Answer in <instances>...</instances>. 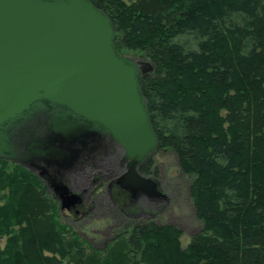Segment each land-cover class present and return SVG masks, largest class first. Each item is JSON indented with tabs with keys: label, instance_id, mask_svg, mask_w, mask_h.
I'll use <instances>...</instances> for the list:
<instances>
[{
	"label": "trees",
	"instance_id": "1",
	"mask_svg": "<svg viewBox=\"0 0 264 264\" xmlns=\"http://www.w3.org/2000/svg\"><path fill=\"white\" fill-rule=\"evenodd\" d=\"M91 1L120 53L154 66L139 83L157 151L192 179L203 228L183 246L177 226L135 221L104 251L81 247L43 181L0 159V264H264V0Z\"/></svg>",
	"mask_w": 264,
	"mask_h": 264
},
{
	"label": "water",
	"instance_id": "2",
	"mask_svg": "<svg viewBox=\"0 0 264 264\" xmlns=\"http://www.w3.org/2000/svg\"><path fill=\"white\" fill-rule=\"evenodd\" d=\"M151 71L120 53L111 17L91 0H0V158L63 167L70 156V166L80 150L66 142L111 135L129 159L125 187L164 197L138 172L159 146L139 83ZM43 117L47 136L35 130ZM63 192V209L80 203Z\"/></svg>",
	"mask_w": 264,
	"mask_h": 264
},
{
	"label": "rangeland",
	"instance_id": "3",
	"mask_svg": "<svg viewBox=\"0 0 264 264\" xmlns=\"http://www.w3.org/2000/svg\"><path fill=\"white\" fill-rule=\"evenodd\" d=\"M126 56L136 61H149L134 53ZM104 156H100L98 165L102 168H107L108 163H112L114 160V156L109 160H104ZM7 161L9 166L11 164L22 166L43 181L39 173L30 167L14 163L10 160ZM0 166L1 168L5 167V164L1 163ZM9 166L10 170L14 168ZM92 168L90 165L84 168L85 173L82 175L83 177H79L78 182L72 181L71 185L74 190L84 192L87 205L93 208L91 216L82 222H76L70 216L72 213L63 211L60 202L55 201L57 208L54 214L55 222L63 228L65 233L67 232V237L74 239L80 236L81 247H94L104 251L111 241L128 230L130 222L135 221L154 220L161 224L177 226L183 231V246L188 245L192 237L202 230L204 224L197 218L190 195L192 179L182 173L177 157L173 152L157 151L153 156V172L155 178L160 182L162 193L165 195L158 203H147L141 199L135 202V207L128 202L127 208L120 209L110 201L107 183L102 185V189L94 187L93 177L90 180L89 175H92V172L95 174L97 171L95 172ZM43 183L45 185L44 181ZM7 192L4 190L0 193L7 194ZM50 195L53 197L52 191ZM4 202L5 199L0 198V204H4ZM86 227L87 229H85ZM7 241L8 236L0 235V249H5Z\"/></svg>",
	"mask_w": 264,
	"mask_h": 264
},
{
	"label": "flooded vegetation",
	"instance_id": "4",
	"mask_svg": "<svg viewBox=\"0 0 264 264\" xmlns=\"http://www.w3.org/2000/svg\"><path fill=\"white\" fill-rule=\"evenodd\" d=\"M46 121L47 118H41L35 128L36 131H43L45 136H47V127L45 125ZM29 128L33 127H26V129ZM62 147L67 152H71L73 149L80 150L79 156L70 166H67V164L70 162L71 157L67 156L62 162H60L63 167H60L58 165L59 163L56 162L48 165L41 160H34L33 163H29L31 167H28L39 173V176L45 182V186L49 188L50 192H53V197L59 201L60 204L62 202V198L65 197L61 185L66 186L69 189L70 194L80 195L82 198L80 203L71 205L69 208L62 209L63 211L72 213L70 216L73 217L76 222H82L84 219L91 216L93 211V208L87 205L85 199L86 197L83 194L84 192L74 190L71 186L72 181L78 182L79 177H83L82 175L85 173L84 168L88 165H90L91 168L93 167L92 169L95 170V172L97 171V174L92 172V175H89L90 180L91 177H93L92 181L94 187L102 189V185L107 183L109 189V199L120 209L127 208L128 202L135 207V202L137 200L143 199L147 203H158L159 200L163 198L161 196L153 195L154 193H152V195H148L143 192L133 194L125 187L126 183L122 182V178L125 174H127L129 159L125 157L123 149L116 142H114L111 135H96L89 137L87 140L84 139L83 135L75 141L66 142ZM100 156H104V160H109L112 156H114V160L112 163H108L106 166L107 168H102L98 165ZM153 156L154 154H152L150 158L153 159ZM148 160L149 159H147V161ZM147 161H145L138 168V172L142 177L156 181L160 189V182L155 178V174L153 172L154 169L152 170V173H144L141 170L142 166ZM85 229H87V227Z\"/></svg>",
	"mask_w": 264,
	"mask_h": 264
},
{
	"label": "bare ground",
	"instance_id": "5",
	"mask_svg": "<svg viewBox=\"0 0 264 264\" xmlns=\"http://www.w3.org/2000/svg\"><path fill=\"white\" fill-rule=\"evenodd\" d=\"M126 56V55H125ZM129 58V57H128ZM130 59H132V58H130ZM134 60V59H133ZM136 61V60H135ZM138 62H145V63H150L152 66H153V64H152V62H150V61H138ZM153 71H154V66H153ZM153 71H151V72H153ZM151 72H149L148 74H150ZM143 75V74H142ZM144 75H146V74H144ZM159 147V146H158ZM158 150V148L154 151V153L156 152ZM153 153V154H154ZM1 159V158H0ZM23 165V164H22ZM25 166V165H24ZM145 179H147V178H145ZM153 182H155L157 185H158V183L156 182V181H154V180H152ZM61 187H62V189H63V187H66V186H64V185H61ZM158 191H161L162 192V190H161V188L159 189V185H158ZM162 197V196H161ZM165 197V196H164ZM81 198V197H80ZM81 200H82V198H81ZM81 200H80V202H81ZM62 205H63V202H61V207H62ZM67 207V206H66ZM63 209V208H62ZM65 209V208H64Z\"/></svg>",
	"mask_w": 264,
	"mask_h": 264
}]
</instances>
